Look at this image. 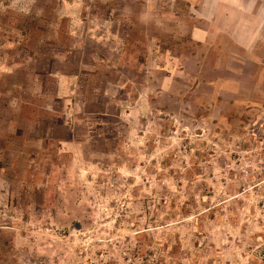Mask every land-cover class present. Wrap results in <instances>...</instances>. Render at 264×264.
<instances>
[{"label":"rangeland","instance_id":"1","mask_svg":"<svg viewBox=\"0 0 264 264\" xmlns=\"http://www.w3.org/2000/svg\"><path fill=\"white\" fill-rule=\"evenodd\" d=\"M264 0H0V264H264Z\"/></svg>","mask_w":264,"mask_h":264},{"label":"crops","instance_id":"2","mask_svg":"<svg viewBox=\"0 0 264 264\" xmlns=\"http://www.w3.org/2000/svg\"><path fill=\"white\" fill-rule=\"evenodd\" d=\"M256 16L258 20L256 28L258 30L264 31V6L261 8L259 7Z\"/></svg>","mask_w":264,"mask_h":264}]
</instances>
